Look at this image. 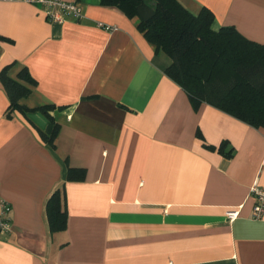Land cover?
<instances>
[{"label": "crops", "instance_id": "0c3cea01", "mask_svg": "<svg viewBox=\"0 0 264 264\" xmlns=\"http://www.w3.org/2000/svg\"><path fill=\"white\" fill-rule=\"evenodd\" d=\"M63 1L79 20L0 0V72L26 67L35 85L21 102L55 105L58 124L51 145L40 111L7 116L0 84V196L12 223L0 264H264V214L252 218L250 194L264 188V127L195 106L136 18L100 0ZM179 1L264 43V0ZM68 166L84 178L68 180ZM61 183L66 227L51 233L45 205Z\"/></svg>", "mask_w": 264, "mask_h": 264}, {"label": "trees", "instance_id": "16d2710c", "mask_svg": "<svg viewBox=\"0 0 264 264\" xmlns=\"http://www.w3.org/2000/svg\"><path fill=\"white\" fill-rule=\"evenodd\" d=\"M130 18L156 50L167 53L171 63L165 73L175 80L196 106L206 102L219 107L254 127H264V43L242 36L233 26L213 28L211 10L202 7L193 13L179 0H100ZM14 62L0 72V84L14 110L40 111L53 129L44 139L54 145L58 124L53 104L28 108L21 100L31 93L34 79L26 67L10 75ZM84 168L67 167L68 180H82ZM51 233L66 227L67 211L63 184L51 193L45 205Z\"/></svg>", "mask_w": 264, "mask_h": 264}, {"label": "built area", "instance_id": "2783aa9c", "mask_svg": "<svg viewBox=\"0 0 264 264\" xmlns=\"http://www.w3.org/2000/svg\"><path fill=\"white\" fill-rule=\"evenodd\" d=\"M29 3L39 4L45 15L51 22L61 23L68 16H72L75 20H79L82 16L81 8L73 2H65L63 0H16ZM105 30L114 29L113 26L98 24ZM250 194L254 198L252 206V218H260L264 214V188L254 184L250 188ZM11 205L3 197L0 196V236H4L12 231V223L10 217ZM238 214L237 210H228L226 215L229 220H233Z\"/></svg>", "mask_w": 264, "mask_h": 264}]
</instances>
